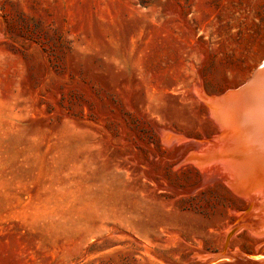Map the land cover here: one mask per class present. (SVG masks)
<instances>
[{"label":"rangeland","instance_id":"rangeland-1","mask_svg":"<svg viewBox=\"0 0 264 264\" xmlns=\"http://www.w3.org/2000/svg\"><path fill=\"white\" fill-rule=\"evenodd\" d=\"M263 58L264 0H0V264L264 252L193 157Z\"/></svg>","mask_w":264,"mask_h":264},{"label":"bare ground","instance_id":"bare-ground-1","mask_svg":"<svg viewBox=\"0 0 264 264\" xmlns=\"http://www.w3.org/2000/svg\"><path fill=\"white\" fill-rule=\"evenodd\" d=\"M236 93L239 95L229 93L225 98L211 99L212 115L221 131L193 157L203 168L220 170L230 189L250 202V211L241 216L239 224L259 238L264 236V58L247 87ZM233 229L227 231L224 245ZM245 254H216L206 264L222 257H242L248 264H264V252Z\"/></svg>","mask_w":264,"mask_h":264},{"label":"water","instance_id":"water-1","mask_svg":"<svg viewBox=\"0 0 264 264\" xmlns=\"http://www.w3.org/2000/svg\"><path fill=\"white\" fill-rule=\"evenodd\" d=\"M247 84V83H246ZM246 84H244V86L246 85ZM241 89H243V88H241ZM249 258H251V257H249ZM227 260H229L228 258H217V259H215V260H212V261H210L208 264H219V263H223V262H225V261H227Z\"/></svg>","mask_w":264,"mask_h":264}]
</instances>
